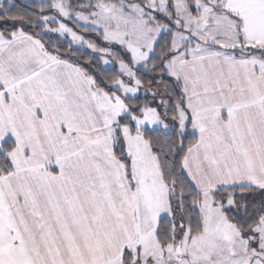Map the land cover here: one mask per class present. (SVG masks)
Listing matches in <instances>:
<instances>
[{"label": "snow or ice", "instance_id": "6c2138e0", "mask_svg": "<svg viewBox=\"0 0 264 264\" xmlns=\"http://www.w3.org/2000/svg\"><path fill=\"white\" fill-rule=\"evenodd\" d=\"M0 264H264V0H0Z\"/></svg>", "mask_w": 264, "mask_h": 264}, {"label": "trees", "instance_id": "16d2710c", "mask_svg": "<svg viewBox=\"0 0 264 264\" xmlns=\"http://www.w3.org/2000/svg\"><path fill=\"white\" fill-rule=\"evenodd\" d=\"M20 3H25L26 0H19ZM84 35L87 38L94 39L97 43L103 45L102 40H100L99 37L95 36V33H84ZM67 47V45H65ZM118 49H114L116 51ZM97 57L96 55L90 53L89 51L83 49L82 51H77L76 54L73 56V59L76 60L80 66L84 67L85 69H88L92 72H95L97 76H102V75H112L114 69L113 68H106L104 67L103 63L101 60L95 59ZM106 68L105 72H101V69ZM143 93V91H141ZM137 103H143V95H141V99L137 101Z\"/></svg>", "mask_w": 264, "mask_h": 264}, {"label": "rangeland", "instance_id": "374dc122", "mask_svg": "<svg viewBox=\"0 0 264 264\" xmlns=\"http://www.w3.org/2000/svg\"><path fill=\"white\" fill-rule=\"evenodd\" d=\"M102 42H103V41H102ZM118 48H119V46H116V48H114V49H118ZM84 49L87 50V51H89L90 53H92L90 49H87V48H86V46L84 47ZM121 51H122V50H121ZM92 54H94V55H96V56H99V55H100V54H98V53H92ZM106 58L110 59V57H106ZM101 61H102V60H101ZM102 63H103V62H102ZM103 65H104V64H103ZM104 67H106V68H112L111 65H109V66H105V65H104ZM141 95H143V93H141Z\"/></svg>", "mask_w": 264, "mask_h": 264}]
</instances>
